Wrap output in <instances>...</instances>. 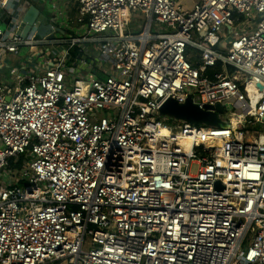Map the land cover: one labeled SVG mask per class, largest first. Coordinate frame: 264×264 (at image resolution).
<instances>
[{"label": "built area", "instance_id": "obj_1", "mask_svg": "<svg viewBox=\"0 0 264 264\" xmlns=\"http://www.w3.org/2000/svg\"><path fill=\"white\" fill-rule=\"evenodd\" d=\"M35 2L0 0V264H264V0Z\"/></svg>", "mask_w": 264, "mask_h": 264}, {"label": "water", "instance_id": "obj_2", "mask_svg": "<svg viewBox=\"0 0 264 264\" xmlns=\"http://www.w3.org/2000/svg\"><path fill=\"white\" fill-rule=\"evenodd\" d=\"M29 4L23 15V25L21 35L25 36L31 26L34 24L36 18L39 15V9L35 4ZM35 36L42 38L47 36L49 39L54 38V34L49 32V28L46 25H39L36 30ZM225 112V107L216 105L215 107L206 105L203 108L195 104L192 98L189 96L185 102H178L173 98H168L159 107V113L161 115L169 116L177 120H182L190 124H204L207 126L216 127H228L229 123L221 119L220 115Z\"/></svg>", "mask_w": 264, "mask_h": 264}, {"label": "rangeland", "instance_id": "obj_3", "mask_svg": "<svg viewBox=\"0 0 264 264\" xmlns=\"http://www.w3.org/2000/svg\"><path fill=\"white\" fill-rule=\"evenodd\" d=\"M38 6H39V8L41 7V9L44 11V9H43V7L41 6V3L40 2H35ZM0 25L3 27V29L6 27V25H5V23H4V19H3V17L2 16H0ZM191 53H192V55H194L195 54V51H191ZM17 62V61H16ZM16 62H15V64H16ZM3 72H6V71H3ZM106 114V113H105ZM264 128V125H262V124H259L258 125V127L255 129L256 131H260V130H262ZM194 168L195 167H193V169L192 170H194ZM17 170V169H16ZM245 246H247V244H245L244 245V247Z\"/></svg>", "mask_w": 264, "mask_h": 264}, {"label": "bare ground", "instance_id": "obj_4", "mask_svg": "<svg viewBox=\"0 0 264 264\" xmlns=\"http://www.w3.org/2000/svg\"><path fill=\"white\" fill-rule=\"evenodd\" d=\"M233 126H237V121L235 118L233 119Z\"/></svg>", "mask_w": 264, "mask_h": 264}]
</instances>
